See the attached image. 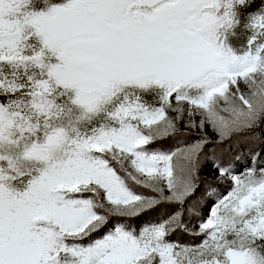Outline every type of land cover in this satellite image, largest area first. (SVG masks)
Instances as JSON below:
<instances>
[{
  "label": "snow or ice",
  "instance_id": "obj_1",
  "mask_svg": "<svg viewBox=\"0 0 264 264\" xmlns=\"http://www.w3.org/2000/svg\"><path fill=\"white\" fill-rule=\"evenodd\" d=\"M0 264H264V0H0Z\"/></svg>",
  "mask_w": 264,
  "mask_h": 264
},
{
  "label": "trees",
  "instance_id": "obj_2",
  "mask_svg": "<svg viewBox=\"0 0 264 264\" xmlns=\"http://www.w3.org/2000/svg\"><path fill=\"white\" fill-rule=\"evenodd\" d=\"M171 146V144L169 143V144H165L164 145V149L166 150L168 147H170ZM158 150H160V149H158Z\"/></svg>",
  "mask_w": 264,
  "mask_h": 264
}]
</instances>
